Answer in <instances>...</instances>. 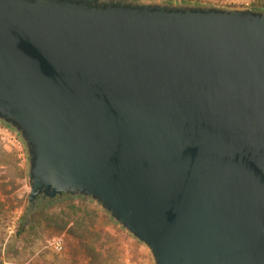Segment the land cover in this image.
Wrapping results in <instances>:
<instances>
[{"label": "water", "instance_id": "1", "mask_svg": "<svg viewBox=\"0 0 264 264\" xmlns=\"http://www.w3.org/2000/svg\"><path fill=\"white\" fill-rule=\"evenodd\" d=\"M0 124L28 205L88 199L152 264H264V7L0 0Z\"/></svg>", "mask_w": 264, "mask_h": 264}, {"label": "rangeland", "instance_id": "2", "mask_svg": "<svg viewBox=\"0 0 264 264\" xmlns=\"http://www.w3.org/2000/svg\"><path fill=\"white\" fill-rule=\"evenodd\" d=\"M231 7H264L257 0H195ZM27 157L0 139V264H152L148 250L85 198L39 203L27 210ZM60 238L62 248L53 240Z\"/></svg>", "mask_w": 264, "mask_h": 264}, {"label": "built area", "instance_id": "3", "mask_svg": "<svg viewBox=\"0 0 264 264\" xmlns=\"http://www.w3.org/2000/svg\"><path fill=\"white\" fill-rule=\"evenodd\" d=\"M0 139L4 144L14 148H21L23 146L19 137L9 127L2 124H0ZM53 245L55 249L60 250L62 248L61 239L57 238L53 240Z\"/></svg>", "mask_w": 264, "mask_h": 264}, {"label": "trees", "instance_id": "4", "mask_svg": "<svg viewBox=\"0 0 264 264\" xmlns=\"http://www.w3.org/2000/svg\"><path fill=\"white\" fill-rule=\"evenodd\" d=\"M259 5L264 6V0H257ZM49 204H51V201H49ZM33 212V209L28 206L27 210L23 213V215L20 217V220L18 222V226L20 227L19 233L22 232V228H24L29 221H27V217L30 216V213Z\"/></svg>", "mask_w": 264, "mask_h": 264}, {"label": "flooded vegetation", "instance_id": "5", "mask_svg": "<svg viewBox=\"0 0 264 264\" xmlns=\"http://www.w3.org/2000/svg\"><path fill=\"white\" fill-rule=\"evenodd\" d=\"M39 203H41V202H40V200L38 199V200L35 201L33 204H30L29 207H31L32 209H34L35 206H36L37 204H39Z\"/></svg>", "mask_w": 264, "mask_h": 264}]
</instances>
